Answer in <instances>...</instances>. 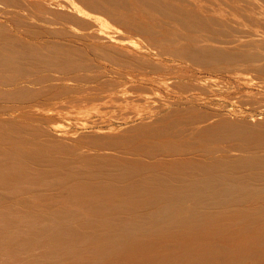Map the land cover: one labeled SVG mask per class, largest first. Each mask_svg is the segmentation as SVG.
<instances>
[{
	"label": "rangeland",
	"instance_id": "1",
	"mask_svg": "<svg viewBox=\"0 0 264 264\" xmlns=\"http://www.w3.org/2000/svg\"><path fill=\"white\" fill-rule=\"evenodd\" d=\"M19 1L26 7L0 0V21L13 35L37 46L84 51L88 65L43 72L50 79L39 85L31 77L20 80L19 85L42 91L0 100V121L40 128L39 138H53L56 146L114 154L141 166L170 167L176 160L209 165L215 160L212 149L221 158L241 154L240 139L211 135L224 122L248 124L255 150H264V70L259 68L264 60L255 58L264 59V0H161L203 19L199 27L152 0ZM26 9L39 11L40 19L29 20ZM46 9L65 18L48 21ZM205 45L236 56L196 60L182 49ZM95 138L112 147L93 144ZM53 203L75 206L61 187L46 191L36 210ZM262 207L264 195H256L239 207L217 208L204 229L185 225L163 236L146 234L131 246L87 238V247L96 243L98 251L70 259L53 256L41 264H264ZM97 235L111 236L107 230ZM47 249L31 247L28 252ZM2 260L0 254V264Z\"/></svg>",
	"mask_w": 264,
	"mask_h": 264
},
{
	"label": "bare ground",
	"instance_id": "2",
	"mask_svg": "<svg viewBox=\"0 0 264 264\" xmlns=\"http://www.w3.org/2000/svg\"><path fill=\"white\" fill-rule=\"evenodd\" d=\"M4 1L26 7L19 0ZM152 1L193 27L204 25L203 19L171 1ZM26 11L29 20L41 17L39 11ZM44 17L51 21L65 15L46 9ZM182 49L196 60L216 62L236 56L211 45ZM260 63L259 68L264 70V62L261 66ZM87 65L84 51L59 44L44 47L24 42L0 21V86H12L0 88V100L30 98L42 91L19 85L20 80L31 77V83L39 85L50 79L43 72L83 69ZM210 132L213 137L227 133L240 139L244 143L241 154L221 158L212 149L215 160L209 165L176 160L170 167L141 166L138 161L114 154H86L72 150L68 144L56 146L53 138H39L40 128L0 121L2 264H41L53 256L70 259L90 255L98 251L96 243L87 247V238L91 237L104 244L115 240L131 246L135 245L134 239L146 234L163 236L185 225L204 229L209 218L216 216L217 208L239 207L247 199L264 195V150H255L249 125L224 122ZM92 143L112 147L102 139L95 138ZM144 146L150 147L146 143ZM61 187L66 188L75 206L59 207L53 203L50 208L36 210L46 191L56 192ZM83 208L91 213L84 216ZM102 230L111 236L97 235ZM192 238H196L195 234ZM43 246L48 247L43 254L28 252L31 247ZM210 254H206L208 258L212 257ZM41 255L44 256L39 259Z\"/></svg>",
	"mask_w": 264,
	"mask_h": 264
}]
</instances>
